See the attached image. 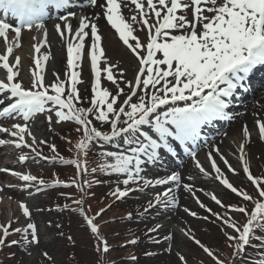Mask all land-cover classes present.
Segmentation results:
<instances>
[{
    "label": "snow or ice",
    "instance_id": "snow-or-ice-1",
    "mask_svg": "<svg viewBox=\"0 0 264 264\" xmlns=\"http://www.w3.org/2000/svg\"><path fill=\"white\" fill-rule=\"evenodd\" d=\"M88 4L101 10L99 15L94 14L95 19L103 17L136 60L137 71L133 79L122 81L124 87H121L113 72L114 65H108L105 59L106 66L103 69L100 67L105 51L101 46L102 37L97 23L88 16H81L74 29L70 18H76V14L70 12L56 18L63 23L54 24L55 32L65 41L67 68L70 72L65 73L64 79L59 73L53 72L54 79L46 84L45 65L50 56H36L35 67L30 70L29 86L25 87L18 79L21 59L19 56L13 57L14 49L21 47L22 30L27 28L29 31L35 29L41 32L43 40L32 45L34 52L39 54L48 43L45 21L50 18V10L61 11L70 6V0H0V38L5 44V52L0 54V69L5 71L4 78H0V105L8 101L0 108V117L18 115L27 122L34 114L47 111L54 112L57 123L74 122L78 125L76 131L81 133V139L75 145L77 159H59L62 163L74 164L80 175H88L87 159L81 160L80 156L87 157L94 141L110 143L119 139L120 142L115 144L116 151L104 150L99 153L101 159L98 168H92L91 172L99 170L118 178L124 177L123 190L117 187L110 193L118 200L137 190L128 187L130 184L139 186L142 181L138 189L140 191L147 186L169 185L155 196V204H175L173 186L175 189L181 187L180 175L174 173L165 178L146 179L141 175L144 166L154 164L162 149L173 152L170 141L195 145L204 125L217 119L230 118L226 110L242 92L248 90L247 81L254 69L264 66V0H88ZM129 4L134 5L133 14L126 17L123 9ZM137 31L145 32L144 42L135 35ZM9 32L14 34L11 42ZM89 37L91 43L87 45ZM10 57H13L12 61ZM85 57L90 61L94 76L91 107L87 108L78 106L81 98L77 84L82 81L79 79L80 73L75 71L81 67ZM102 71L106 73L105 78L116 85L115 94L101 87ZM119 75L123 77V71ZM48 120L51 123V115ZM94 121L108 125L110 130L102 131ZM256 124L260 138L264 139V122L257 120ZM0 133L14 137L12 143L17 148L27 147L42 156L34 146L45 141L38 142L27 123H14L11 129L0 126ZM243 135L245 141L250 139L247 126L243 128ZM26 137H31V143ZM4 143V140H0V145ZM51 147L55 152V146ZM238 150L243 171L257 195L254 197L233 186L224 177L210 152L208 160L217 173L216 179L239 197L242 203L225 205L213 194L211 199L226 209L222 216L212 213L199 199L196 200L201 208L232 230L224 231V236L229 242L228 246L233 249V257L245 252L246 247L253 246V239L260 242V247H264V177L252 175L245 158V143H240ZM216 151L219 154V150ZM191 155L195 159V152ZM26 159V156H20L21 161ZM221 159L224 160V157L221 156ZM224 163L228 164V161L224 160ZM196 167L208 175L199 161H196ZM228 167L235 174L231 165ZM11 174L25 182L37 181V177L32 175ZM55 183L61 182L57 180ZM85 183L90 187L92 182ZM39 184L43 185L44 181L40 180ZM183 188L192 192L187 184ZM76 203L82 204V201ZM155 204L150 201L149 208ZM19 207L23 215L28 217L29 209L23 203ZM184 211L189 212L187 208ZM228 212L242 214L245 222L239 224L227 215ZM189 215L197 214L189 212ZM86 219L92 233L103 244L102 251L107 253V241L100 237L99 227L93 223L94 218ZM159 227L157 225L150 231L154 232ZM10 228L11 223L0 225V247L12 234ZM29 230L31 242L38 243L35 224L29 223L26 229L16 228L14 232L28 233ZM184 235L198 245L213 264H224L216 252L196 239L190 230ZM24 238L27 239V235ZM165 239L170 240L171 237ZM11 243L16 244L17 241ZM44 255L47 257V253ZM178 258L182 264H188L185 256L179 255ZM258 264H264V259H260Z\"/></svg>",
    "mask_w": 264,
    "mask_h": 264
},
{
    "label": "rangeland",
    "instance_id": "rangeland-1",
    "mask_svg": "<svg viewBox=\"0 0 264 264\" xmlns=\"http://www.w3.org/2000/svg\"><path fill=\"white\" fill-rule=\"evenodd\" d=\"M138 28V26H136ZM111 30L107 31L105 28L101 29V46L105 51V57L102 58L103 62L105 59L107 60L108 65H114L113 72L117 77L118 82H120V86L124 87V80H131L133 79L134 75L137 71V62L134 59L133 55L131 54L129 49H125L120 45V43L116 40L115 34ZM135 35L139 36L141 42H144L146 39L145 32L137 31ZM31 36L32 38L35 37V33L32 32L28 37ZM37 37V36H36ZM40 38V35L38 36ZM56 47L49 45L47 47L48 53L57 52L59 54V60H62V64H58L59 67L54 65L53 58L49 59L46 62L49 65L48 73L45 71V83L47 84L50 80L54 79L52 76L53 72H57L60 74L61 78L65 76V73H68L67 70V56L64 53V48L66 44L64 40H61L60 37L56 38ZM26 47L29 48L28 44ZM30 49L28 50V60L23 59L22 65L19 69L20 76L18 77L19 80L23 82L25 87L29 86L31 80L30 70L33 69L34 61L30 60L29 53ZM88 61V63L86 62ZM104 63V67H105ZM46 69V67H45ZM103 69V68H102ZM123 71L124 76L120 77L119 73ZM79 72L82 74V91L89 88L90 82L93 83L94 76L91 72L90 61L88 58L84 59L82 62L81 67H79ZM105 76L106 73L102 71L101 73V84H105ZM4 78V77H0ZM106 85L108 86L109 90L113 93L116 92V85L112 84L110 81L106 80ZM127 90V89H125ZM261 97V99H260ZM123 99V97H121ZM249 102L251 105H255L259 103L260 107L258 108L259 111H255L252 113L251 118L247 121V123H242V121L248 118V115H244L240 119L242 121H238L237 123H233L231 125H225L219 132L216 133V136L208 142L204 149L205 153L200 156L198 159L193 160L186 169L188 173L192 176L200 177L204 183L203 186H196L190 185L192 188V192H188L186 194L177 193L175 196L176 203L172 204L169 203L167 205L164 204H155L152 207L154 210L150 212V215L146 217V221L150 227L156 228L157 225H160L157 228V243L151 246V251H154L153 257L150 256L149 259L142 258L141 250H136L134 248L122 249L121 244H129L132 239L138 238L139 240L144 241V237L140 235H132V228L130 224H126L127 228H124L119 217L121 219H125L124 215L126 213H132L135 215V218H141L144 220L145 217H140L137 213L141 212L142 215H147V211H142V207L138 208L137 212V203H141V201L153 198L155 195L160 193L159 187L160 186H147L143 187V190L138 194L137 197L132 198V200L124 202L121 206H115L111 211L107 210L103 211L104 214L97 216L98 219L97 223H101L103 226V230L101 234H104L106 237V241L108 246L114 247L108 251L107 260L111 263L115 264H123V262H130V261H123L122 257L131 258L134 256H139L140 260L137 264H182L179 261V255L185 256L188 264H211V260H206L204 258V254H202V250L194 247L190 243V239L184 235V232H190L196 235L206 246L212 248L216 253L221 255L223 258L228 259V254H222L221 249L223 246V241L221 240V235L215 230L209 221L205 219L206 213L204 209L196 203V200L199 199L203 204L210 207H220L217 205L212 199L211 196L214 194L218 199L224 202L230 201L233 203V197L231 195V191L226 189L218 179H216L217 174L212 169L211 165L207 163V153L213 154V157L218 160L220 166L225 171L228 180L236 186H240L242 189H247L245 185H248L245 182L244 176L241 174V169L243 168V164L239 163L237 158L239 155L238 149L234 148V146H225V141L229 137L236 136V139L239 141H245V137L243 135V128L247 126L250 136L252 135V141L247 147V162L253 168L254 173L262 177L264 176V139L260 138L259 131L256 130V121L260 120L257 118L259 114L263 113L262 119L260 121L264 122V89L257 91L254 96H252ZM50 106V105H49ZM248 112V110L244 111ZM38 114V113H37ZM36 114V115H37ZM52 116V121L49 123L48 116ZM257 118V119H256ZM244 119V120H243ZM69 124L65 122L57 123V118L55 117L54 112L48 113L47 111L39 113L36 117L34 122L30 125L29 130L32 132L33 136L36 137L37 141L44 140V144H37V147L41 145L43 148V152L48 155L49 157H57L56 152L49 153L50 150L49 145L54 144L57 142V139L60 145H64V137L69 135L70 133L73 134V128ZM60 131V132H59ZM31 139V137H30ZM221 139V143H217ZM77 140V134L72 137L67 145H71L73 142ZM249 141V139L247 140ZM31 143V142H29ZM48 144V145H47ZM15 150L17 147L13 145ZM98 149V147L96 148ZM216 149L219 150V154H217ZM47 150V151H46ZM116 147L113 144L112 151H116ZM5 152L0 151V156H3ZM24 154V153H23ZM7 156V155H6ZM14 156L13 154L10 155V162L12 165L14 163ZM26 157L30 158L26 162V166H22V164H18V169L22 170L26 175H32L37 177V179L42 178L43 180H47V182L52 181L48 178L49 176L53 178V174L51 171L50 165L43 164L44 160L38 156L36 153L28 148L26 151ZM65 156H70V154H65ZM221 156L224 157V160L228 161V164L224 163V160L221 159ZM62 157H64L62 155ZM16 158V157H15ZM41 158V159H40ZM40 159V160H39ZM2 164L7 161L6 158L1 159ZM90 165L92 164L91 159L87 158ZM196 161H199L201 166L204 167L205 171L208 172V175H204L201 173L200 170L196 167ZM237 162V163H236ZM228 165H231V168L235 170V174L229 170ZM50 170V172L48 171ZM13 171V170H12ZM63 174L66 178L71 175V170L66 169L63 170ZM58 175V174H57ZM163 176H170L164 174ZM112 178V177H110ZM124 177H117L112 178V182L106 191H100L101 188L94 189L95 195L93 197H89L86 201V208L90 212V215L95 216L101 210L105 209L106 207L111 205L113 201V197L111 196V192L114 191L117 187L121 188L123 186L122 180ZM146 179H149L146 176ZM4 180V182L2 181ZM7 177L1 179L0 182L3 184L6 182ZM69 180V179H67ZM96 182V181H95ZM94 182V183H95ZM16 183L10 179L7 183L8 188H1L3 198L0 200V210H1V222L0 225H7L8 219L6 217V206L4 205V201L6 197L9 200H17V203L12 201L11 210H13V223H17L19 226H24L25 224H35L36 226V235L38 239V243L30 242V244H26L24 247L20 246L17 248L14 254H9L6 250V255L3 257L2 264H67V261L70 262L72 257L74 256H81L84 258L85 262L83 264H103V257L99 255V253L95 250L94 241H92L91 235L88 234L85 230H82L77 222H73L72 226L65 225L63 228L62 219L59 215L53 214L49 215L44 213L46 211L45 203L49 199H55L52 195L48 194L46 191H42L43 195H38V191L40 188L35 187L18 190L17 192L14 191L17 188L15 187ZM184 183H181V187H183ZM15 187V188H14ZM169 187V186H168ZM175 186H173L174 188ZM136 189V188H134ZM43 190V189H42ZM205 193L208 194V197L205 196ZM170 195H173L170 193ZM13 198V199H12ZM236 199V198H235ZM153 202L155 203V198H153ZM23 203L29 209V216L25 217L23 215L22 210L20 209L19 205ZM157 206L163 207L162 210H158ZM146 208V207H145ZM187 208L189 212H196V216L189 215V212H185L184 209ZM145 210V209H144ZM103 216L104 219H101ZM234 217V216H233ZM234 217V219H237ZM105 219H108V223ZM115 221V223L111 224V221ZM118 222V223H116ZM106 224V225H105ZM183 229V231H181ZM84 231V232H83ZM31 232V230H30ZM122 232L121 237L117 240H113L116 238L115 233ZM1 233V231H0ZM70 233V241L67 239V235ZM130 234V236H129ZM170 236L171 239H165V237ZM31 239V235H30ZM98 244L100 245V241L98 237L96 238ZM153 239V238H152ZM123 240V241H121ZM155 240V239H153ZM139 245V244H138ZM11 247V246H10ZM14 247V246H12ZM22 247V248H21ZM119 247V248H117ZM21 248V249H20ZM4 249H8L7 247H0V250L4 251ZM170 249V251H169ZM9 250V249H8ZM1 253V252H0ZM44 253H47V257H51L48 259ZM77 258V257H76ZM173 261H172V260ZM79 260L76 261V263Z\"/></svg>",
    "mask_w": 264,
    "mask_h": 264
},
{
    "label": "bare ground",
    "instance_id": "bare-ground-1",
    "mask_svg": "<svg viewBox=\"0 0 264 264\" xmlns=\"http://www.w3.org/2000/svg\"><path fill=\"white\" fill-rule=\"evenodd\" d=\"M127 7H125V10H124V14H127ZM100 12H101V10L99 9V8H94V7H91V8H88V9H86L85 11H84V13H85V16H88V17H90V18H92V20H93V22H95V23H97V25H98V28H100V29H107L108 28V26H107V22H106V20L103 18V17H101L99 20H96L95 19V15H99L100 14ZM95 14V15H94ZM56 22H60V23H62V21H55V22H53V23H48L47 25L48 26H46V28H47V31H50V40H49V42H50V44L52 43V46H53V50H55L54 49V46L56 47V32H55V28H54V24L56 23ZM75 24L77 23V22H75V21H73ZM34 44H36V42L34 41ZM24 49V51L22 52V56H23V58L26 60H28V50H29V48H27V47H24L23 48ZM44 49H45V46H43L42 48H41V52H44ZM4 50V49H3ZM52 56H53V62H54V65L55 66H57V67H59L58 66V64L60 63V64H62V60H59V54L57 53V52H54L53 51V54H52ZM59 62V63H58ZM51 65V64H50ZM0 107L2 108V107H4V105H0ZM250 107V113H249V115H248V118L246 119V120H244V121H242V123H247V121L249 120V118H251V116H252V113L254 112V111H259L257 108H260V107H263V106H260V104H257L256 106H251V104H250V102H249V100H247L245 103H244V105H243V107H242V110H241V116H237L236 118H235V123H237L238 121H239V119L241 118V117H243L244 116V114H243V111L244 110H246V109H248ZM262 116H263V113L261 114ZM222 142V140H219L217 143H221ZM241 143V141H239L238 139H236V136H234V137H229L228 136V139L225 141V146H228L229 147V145L230 146H234V148H236V149H238V146H239V144ZM5 144H8V143H5ZM246 148V147H245ZM246 150V149H245ZM19 154V153H18ZM24 155V154H23ZM8 160H10V159H8ZM146 173H148V174H150L151 176H150V178L152 177V175H154V173H155V170L154 169H152V168H150V165H149V170H146ZM180 177H183L184 179H185V181H186V183L188 184L189 183V185H196V186H203L204 185V183H203V181L204 180H202L200 177H197V176H192L190 173H188L187 172V170H185L181 175H180ZM19 182H22V180H20L19 179ZM19 185V184H18ZM183 193V194H186V190L184 189V188H182V187H180V189H179V193ZM9 196H11V195H9ZM6 197V199H5V201H4V205L6 206L5 208H6V211H4L3 213L5 214L6 213V217H7V219H8V222H11V217H12V212H13V210H11V204H12V201H14V203H17L15 200H9L8 201V198H11V197ZM1 198H3V194H2V191L0 190V200H1ZM13 199V198H12ZM172 260V259H171ZM173 261V260H172Z\"/></svg>",
    "mask_w": 264,
    "mask_h": 264
},
{
    "label": "trees",
    "instance_id": "trees-1",
    "mask_svg": "<svg viewBox=\"0 0 264 264\" xmlns=\"http://www.w3.org/2000/svg\"><path fill=\"white\" fill-rule=\"evenodd\" d=\"M83 262H85V260H84ZM73 263H74V261H70V262H69V264H73Z\"/></svg>",
    "mask_w": 264,
    "mask_h": 264
}]
</instances>
